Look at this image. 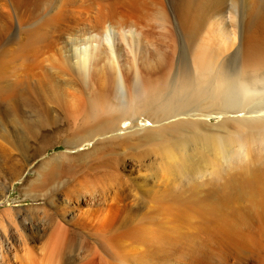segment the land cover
Masks as SVG:
<instances>
[{
	"label": "bare ground",
	"instance_id": "bare-ground-1",
	"mask_svg": "<svg viewBox=\"0 0 264 264\" xmlns=\"http://www.w3.org/2000/svg\"><path fill=\"white\" fill-rule=\"evenodd\" d=\"M165 1L19 0L22 18L8 41L11 78L0 63V120L9 118L19 128L24 155L31 140L22 124L40 126L41 118L58 113L56 107L83 117L81 134L67 139L78 150L92 141L98 147L128 144L131 137L156 140L170 177L160 188L155 170V184H145L155 202L166 203L154 206L169 207L163 212L170 215L203 214L213 222L207 229L233 237L242 229L243 205L255 211L264 205V0H179L170 9ZM8 9L0 0L7 28L13 16ZM42 56L50 57L49 66ZM34 64L42 74L35 76ZM143 116L151 127L137 123L130 133L120 132V122ZM214 116H224L225 134L204 130V119ZM122 196L120 186L101 182L85 202L116 200L122 207ZM97 211L90 207L86 214ZM35 229L31 237L0 240V264L80 259L58 232L43 224Z\"/></svg>",
	"mask_w": 264,
	"mask_h": 264
},
{
	"label": "rangeland",
	"instance_id": "rangeland-1",
	"mask_svg": "<svg viewBox=\"0 0 264 264\" xmlns=\"http://www.w3.org/2000/svg\"><path fill=\"white\" fill-rule=\"evenodd\" d=\"M165 2L170 9L177 6L179 0ZM7 3L10 16H13L9 20L8 28L5 26L8 20L0 17V21L4 19L3 23L0 22V31L3 33H0V36L2 35L0 63L4 67L2 73H6L9 79L13 70V67L10 70L9 67L13 66V63L8 51L11 44H8V41L10 36L16 33L22 15L19 0H7ZM261 4L263 5V2ZM10 7L14 8L13 12ZM42 60H44L43 56ZM45 60L49 62L50 57ZM44 61L45 66L51 64ZM36 66L39 65L36 64ZM36 66L34 67L35 76L42 74L44 70L40 66L37 69ZM55 109L59 114L50 118H41L42 122H37L40 126L22 124L25 138L31 140V148L26 155L21 152L19 128L9 118L3 117L4 120L3 118V121L0 120V140L5 144L4 146L1 143V147H6L5 150L0 148V240L9 237L17 241L21 235L24 237L27 233L34 235L36 226L43 224L50 233L60 234L64 247L74 248L73 252L75 251L78 259L80 258L74 264H264V230L260 229L264 227L263 204L256 211L249 210L246 205H243L242 229L233 237H230L228 232V235L226 233L225 235L219 231L207 229V226L212 225L213 222L209 223L203 214V218L200 214L186 216L179 213L174 215L171 212L172 216L169 213L170 210L169 214H165L163 211H167L169 207L164 206V209L160 206L166 203L161 202L160 205V201L155 202L156 197L146 192L147 188L144 189L145 184L149 187L155 184V178H151L157 174V171L160 174L159 182L163 180L166 183L169 182L170 172L168 173L166 161L157 149L158 143L155 145L156 140L148 142V140L131 137L130 145L116 143L99 145L100 147H95V141H92L78 150L75 146L67 145V139L81 134L79 132L83 130L81 127L83 117L78 114L79 112L74 113L61 107ZM208 111L209 109H205L204 112L208 114ZM24 112L28 114L25 109ZM73 113L82 120L74 117ZM223 118L224 116H214L207 118L208 120L204 119L205 126L204 123L202 124L204 130L214 134H225L224 127H221ZM125 121L119 124L122 127L120 132L130 133L137 129V123L142 127L146 124L149 127L152 125L145 116L138 120ZM77 130H79L78 133ZM103 162L109 166L106 169L95 170ZM117 163H119L118 166H116ZM112 165L119 169H115ZM101 182L117 184L122 188L124 194L122 207L117 205L119 203H116V200L95 205L85 202L94 192L95 185ZM162 184L160 188H165V182ZM95 194L98 193L95 192ZM140 199H145L150 204L143 201L144 204L140 205L142 204V201L139 204ZM157 203L160 206H154ZM88 207L98 211L88 216L86 214ZM180 208L175 209L174 213L176 210L180 212ZM126 210L128 215H125ZM260 213L263 215L261 216ZM254 216L257 218L255 219ZM81 249L85 252L89 249L90 254L83 253ZM80 253L84 254H81L84 256L82 260Z\"/></svg>",
	"mask_w": 264,
	"mask_h": 264
}]
</instances>
